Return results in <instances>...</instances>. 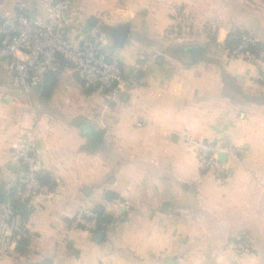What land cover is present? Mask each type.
I'll list each match as a JSON object with an SVG mask.
<instances>
[{
	"label": "crops",
	"instance_id": "obj_1",
	"mask_svg": "<svg viewBox=\"0 0 264 264\" xmlns=\"http://www.w3.org/2000/svg\"><path fill=\"white\" fill-rule=\"evenodd\" d=\"M40 1L0 0V23L19 2L37 15ZM178 8L201 29L172 44L164 35ZM72 10L71 34L102 40L137 86L109 102L64 64L49 97L24 94L0 65V264H264V64L227 46L246 34L264 51V0H74ZM120 26L129 35L116 48L109 32ZM22 131L51 194L14 210ZM91 132L101 137L93 150ZM184 135L235 157L220 155L218 176L201 172ZM83 206L98 215L95 233L72 227Z\"/></svg>",
	"mask_w": 264,
	"mask_h": 264
},
{
	"label": "built area",
	"instance_id": "obj_2",
	"mask_svg": "<svg viewBox=\"0 0 264 264\" xmlns=\"http://www.w3.org/2000/svg\"><path fill=\"white\" fill-rule=\"evenodd\" d=\"M74 0H41L38 14L31 16L24 2L16 6L17 13L5 16L0 23V65L10 80L11 87L21 93L31 94L41 89L52 74H58L62 64L73 68L79 80L87 87H96L105 100L115 102L120 95L137 86L135 79L124 76L117 59L106 62L105 44L100 39H88L86 34L72 35L69 21L78 17L79 12L72 10ZM201 29L199 22L183 9L173 12V21L167 29L164 39L168 43H178L195 36ZM215 30V27L210 28ZM257 41L249 35L241 34L237 38L232 58L257 65L264 64V52L255 56L248 48ZM138 70L143 65L136 66ZM258 81L264 84V69L260 68ZM23 145L16 152L26 172L22 189L15 192L16 198L25 203L39 195H50L51 190L42 183L34 156L31 134L22 131ZM182 142L194 153L201 172H214L217 176L223 172L221 154L235 157V150L217 143L195 140L189 135ZM73 228L87 233L99 230L98 215L88 207H81L75 214ZM238 251L245 249L242 243L233 244Z\"/></svg>",
	"mask_w": 264,
	"mask_h": 264
},
{
	"label": "water",
	"instance_id": "obj_3",
	"mask_svg": "<svg viewBox=\"0 0 264 264\" xmlns=\"http://www.w3.org/2000/svg\"><path fill=\"white\" fill-rule=\"evenodd\" d=\"M96 20L95 19H92L90 20L89 24L90 25H94ZM90 29V26H87V28L85 29V32H87L88 30ZM128 35H129V27L128 26H120V27H117V28H114L112 29L110 32H109V37L112 39L113 41V44L116 48H122L127 39H128ZM236 38H232L230 40V43L233 47H235L236 45ZM189 52V55L191 56V58L193 60H197L200 55H201V52H202V48L201 47H193V48H190L188 50ZM112 60V58L110 56H106V62L107 63H110ZM141 73L138 72L136 77L139 79L141 77ZM56 79V74H52L50 75L48 78H47V83L42 87V96L44 97H49L50 95V92H51V87L50 85L53 83V81ZM89 139H90V143H89V149L90 150H93L100 142V135L98 134H95L93 132H91L89 134ZM3 195V189L1 188L0 189V196ZM22 214L24 216L27 215V210L24 209L22 210ZM102 233H97V235L95 236V240H99L101 237H102Z\"/></svg>",
	"mask_w": 264,
	"mask_h": 264
},
{
	"label": "trees",
	"instance_id": "obj_4",
	"mask_svg": "<svg viewBox=\"0 0 264 264\" xmlns=\"http://www.w3.org/2000/svg\"><path fill=\"white\" fill-rule=\"evenodd\" d=\"M241 34H237V37H240ZM228 46V49L233 51L234 50V47H231L229 46V44L227 45ZM248 51H250L252 54H254L255 56H258V54L260 52H264L261 45L260 44H256L255 46H250L248 48ZM64 65V64H62ZM18 202V199L16 198L15 196V192L11 194V204H13V207H14V210H20L21 209V204L17 203ZM21 245H26L27 242L25 240V238H22L21 242H20Z\"/></svg>",
	"mask_w": 264,
	"mask_h": 264
},
{
	"label": "rangeland",
	"instance_id": "obj_5",
	"mask_svg": "<svg viewBox=\"0 0 264 264\" xmlns=\"http://www.w3.org/2000/svg\"><path fill=\"white\" fill-rule=\"evenodd\" d=\"M70 21H71V20H70ZM70 21H69V22H70ZM68 25H69V23H68ZM74 35H75V34H74ZM86 37H87L88 39H90L87 35H86ZM237 38H238V37H236V40H237ZM101 41H102V40H101ZM236 43H237V41H236ZM235 46H236V45H235ZM229 52H230V55L233 53V51H231V50H229ZM231 57H232V56H231Z\"/></svg>",
	"mask_w": 264,
	"mask_h": 264
}]
</instances>
